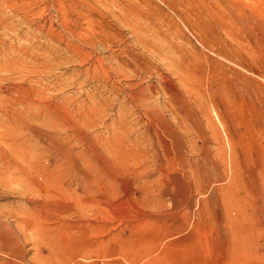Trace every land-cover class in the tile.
I'll return each mask as SVG.
<instances>
[{"label":"rangeland","instance_id":"obj_1","mask_svg":"<svg viewBox=\"0 0 264 264\" xmlns=\"http://www.w3.org/2000/svg\"><path fill=\"white\" fill-rule=\"evenodd\" d=\"M0 93V264H264V0H0Z\"/></svg>","mask_w":264,"mask_h":264},{"label":"bare ground","instance_id":"obj_2","mask_svg":"<svg viewBox=\"0 0 264 264\" xmlns=\"http://www.w3.org/2000/svg\"><path fill=\"white\" fill-rule=\"evenodd\" d=\"M2 73V72H1ZM8 80V79H7ZM6 84V82L4 83ZM15 91V90H14ZM17 92V91H16ZM1 94V93H0ZM3 95V94H2ZM20 95V94H19ZM18 95V96H19ZM22 95V94H21ZM20 95V96H21ZM19 96V97H20ZM25 97V96H23ZM7 98V97H6ZM17 99V98H16ZM9 100V99H7ZM21 100V99H20ZM17 102V101H16ZM15 102V103H16ZM8 107V106H7ZM4 109V108H3ZM13 109V108H12ZM16 109V108H15ZM2 111V110H0ZM6 111V110H4ZM20 111V110H19ZM4 113V112H3ZM11 114V113H10ZM0 126L5 127L6 126V120L3 118V120L0 121ZM11 134L10 132L4 130L0 132V172H2V174L7 173V170L10 169V159L12 157V153L13 150L11 148L12 144L10 143L11 140ZM19 141V139L15 140L14 142Z\"/></svg>","mask_w":264,"mask_h":264}]
</instances>
